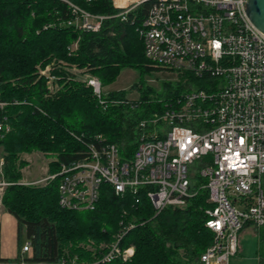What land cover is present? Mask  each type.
<instances>
[{"label":"built area","instance_id":"built-area-1","mask_svg":"<svg viewBox=\"0 0 264 264\" xmlns=\"http://www.w3.org/2000/svg\"><path fill=\"white\" fill-rule=\"evenodd\" d=\"M70 11L66 25L79 31H100L111 18L127 21L148 3L137 31L146 58L174 74L191 75V84L173 105L139 121L137 145L130 156L114 143L91 144L83 155L62 163L49 177L59 176L58 203L66 209L92 208L102 182L116 194L144 195L155 213L184 208L198 192L207 191L205 226L213 233L200 264H229L238 250V234L247 224L264 226V33L249 19L247 0H111L112 14L91 13L74 0H59ZM91 2L93 0H84ZM51 65L39 69L53 90ZM75 72L81 71L73 68ZM99 103L102 85L81 73ZM181 102V103H180ZM9 104L0 100V112ZM11 130L0 116V140ZM0 147V209L5 188ZM133 227L129 224L126 228ZM121 228L109 242L79 244L90 259L65 250L58 259L33 258L25 238L13 260L0 264H98L129 259L134 247L121 246Z\"/></svg>","mask_w":264,"mask_h":264},{"label":"trees","instance_id":"trees-1","mask_svg":"<svg viewBox=\"0 0 264 264\" xmlns=\"http://www.w3.org/2000/svg\"><path fill=\"white\" fill-rule=\"evenodd\" d=\"M74 1L91 13L117 11L111 0ZM147 6L142 4L127 21L111 18L100 31L90 32L66 25L71 14L59 0H0V100L9 102L0 116L5 114L11 124L0 147L5 179L14 182L5 188L2 204L17 219L18 245L30 239L36 260L58 259L66 249L90 259L92 250L79 247L80 242H109L129 224L133 227L126 228L121 246L132 245V256L98 264H200V255L212 242L213 233L205 226V210L211 207L206 190L184 208L155 213L144 195L116 194L106 182L94 206L80 210L59 205V176L44 185L17 183L27 164L21 155L32 151L53 157L50 173L100 141L120 145L130 156L139 121L182 100L189 82L197 83L193 76L178 73L176 80L162 81L158 90L132 85L136 99L120 89L103 93L99 103L91 87L72 72L75 68L96 76L105 86L126 67L140 73L165 70L146 58L137 31ZM47 65L53 90L48 76L39 72ZM7 260L0 255V262Z\"/></svg>","mask_w":264,"mask_h":264},{"label":"rangeland","instance_id":"rangeland-1","mask_svg":"<svg viewBox=\"0 0 264 264\" xmlns=\"http://www.w3.org/2000/svg\"><path fill=\"white\" fill-rule=\"evenodd\" d=\"M153 65L155 64L153 63ZM72 72L76 75V77L82 78V75L75 72L74 69ZM164 80H176V75L166 70H152L150 72L140 73L136 69L126 67L120 71L115 81L102 86V92L106 93L113 90L124 89L127 91V97L129 99H136L138 97V92L136 89L131 88L132 85H150L154 89L158 90L161 82ZM52 158L53 157L45 155L39 151L22 154L21 159H24L27 164L21 170V179L26 182H34L35 180H40L52 175V173L49 172V161ZM50 180L51 179H48L47 181L31 185H44ZM1 209H4L3 204ZM5 213L7 214L3 215L0 213V222L3 227L7 229L8 233H11L12 231L13 244L11 250L12 255L14 253L15 255L12 256L10 254L8 258L9 260H13L20 247L17 239V219L9 212L5 211L4 214ZM256 229V227L252 226L250 229L244 231V235L241 238L242 250L234 257H231L229 264H264V238H262L261 242L262 255L260 256L258 231H256ZM79 244H81V242ZM259 257L262 258L260 259Z\"/></svg>","mask_w":264,"mask_h":264},{"label":"crops","instance_id":"crops-1","mask_svg":"<svg viewBox=\"0 0 264 264\" xmlns=\"http://www.w3.org/2000/svg\"><path fill=\"white\" fill-rule=\"evenodd\" d=\"M5 211H6L5 209H0V213H2L3 215L7 214V213L4 214ZM250 227H252V225L247 224L240 230L238 234V250L235 255H237L242 250L241 238L244 235L243 234L244 231H246L247 229H250ZM256 231H258V238H259L258 243H259V250H260L259 255L261 256L262 255L261 242H262V238H264V226L257 228ZM12 244H13L12 231L11 233H8L7 229L4 228L2 223L0 222V255L1 257L8 258L10 254L12 255V250H11ZM13 255H15V253ZM235 255H233L232 257H234ZM259 258L261 259L262 257H259Z\"/></svg>","mask_w":264,"mask_h":264},{"label":"water","instance_id":"water-1","mask_svg":"<svg viewBox=\"0 0 264 264\" xmlns=\"http://www.w3.org/2000/svg\"><path fill=\"white\" fill-rule=\"evenodd\" d=\"M246 13L252 23L264 33V0H247Z\"/></svg>","mask_w":264,"mask_h":264}]
</instances>
